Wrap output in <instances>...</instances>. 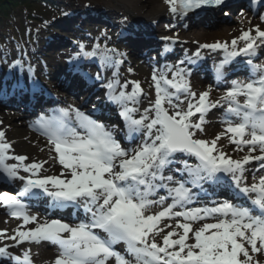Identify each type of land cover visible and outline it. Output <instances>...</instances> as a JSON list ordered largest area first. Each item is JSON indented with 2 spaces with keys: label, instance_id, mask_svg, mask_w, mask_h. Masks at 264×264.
Here are the masks:
<instances>
[{
  "label": "snow or ice",
  "instance_id": "snow-or-ice-1",
  "mask_svg": "<svg viewBox=\"0 0 264 264\" xmlns=\"http://www.w3.org/2000/svg\"><path fill=\"white\" fill-rule=\"evenodd\" d=\"M164 3L174 16L188 17L206 6L226 5V0ZM253 3L264 8V0ZM260 19L264 21V15ZM238 41H243L242 47ZM261 45L264 29L256 25L230 43L202 44L187 59L189 63L201 59V49L223 50L224 59L214 66L216 79L223 82L235 58L253 57ZM98 51L97 46L82 55L95 59ZM125 55L105 48L99 58L118 65ZM246 63L251 74L232 79L216 99L210 98L211 87L199 93L193 90L190 69L172 66L167 70L171 77L154 73L156 98L139 118L138 109L128 106L144 95L139 81L121 85L114 80L104 85L109 99L123 107L120 115L127 137L142 134L136 148L123 146L114 126L78 107L41 115L35 127L57 154L62 166L59 175H42L46 161L26 163L27 156L11 154L12 144L0 130V175L22 184L15 193L0 191V205L22 222L12 235L0 230V240L14 242L0 246V258L34 264L30 249L13 255L10 248L47 241L59 250L52 264H253L252 254L264 252V175L248 184L244 173L252 161H260L264 169V63L252 59ZM117 88L122 90L117 93ZM214 108L223 109L224 131L212 139L200 138L198 133L204 132L206 116ZM225 136L237 150L247 148L248 155L233 159L219 148ZM255 152L259 154L252 155ZM205 185L213 193L231 191L232 198L193 206L207 194ZM42 198L50 201L52 209H72L74 214L82 210L84 217L41 219L29 211L26 200ZM241 198L246 203L234 202ZM166 220L176 223L160 227Z\"/></svg>",
  "mask_w": 264,
  "mask_h": 264
},
{
  "label": "bare ground",
  "instance_id": "bare-ground-1",
  "mask_svg": "<svg viewBox=\"0 0 264 264\" xmlns=\"http://www.w3.org/2000/svg\"><path fill=\"white\" fill-rule=\"evenodd\" d=\"M122 7L130 13L135 21H142V19L146 20L145 22H149V24H152L155 22V20L160 19L161 17H171L174 18L172 22H169L167 25L166 23H163L161 26L162 28L156 29L158 31L159 35H173V36H179V38L182 39H188L189 44L192 45V43H196V47L198 48L201 44L205 43H213L216 41H223V39L230 38H237L240 36L239 31L244 28L248 27L253 28L254 24L248 20V18L245 15H237L233 16L234 20L240 21L237 25H231L227 30H219V29H204V30H180L179 24H177L176 21L178 19L173 16L168 10V6L164 3V0H121ZM209 49H204L203 53H208ZM255 57V56H254ZM192 88L197 92H202L205 90V87L208 89V83H203L200 78H194L191 80ZM212 91L214 94H211V99L218 98L219 93H223V90H220L218 88H213ZM5 113L0 112V118L1 116H4ZM204 132L202 134L203 138L206 139H212L215 137V135L221 133L224 131V125L222 122H207L206 125H204ZM219 143V142H218ZM22 147V144H19ZM14 146V145H12ZM218 146V145H217ZM230 147H228L229 149ZM13 149H16V147H13ZM235 153H233L234 155ZM58 165V164H56ZM47 171H52V166L48 164H44L43 166ZM55 175H59V173H56ZM34 214V213H32ZM37 215V214H36ZM41 219L47 217L44 215H38ZM20 221H17L15 225L6 226L8 229V235H12L14 230L22 223H19ZM6 223L5 220L0 216V224ZM31 227V225H29ZM5 243L7 244H14L12 241L4 240V242L1 244L3 246ZM21 246L23 248H21ZM30 249L32 254L33 261L38 260V264H52V262L55 260L56 256L58 255V250H53L52 253L50 250H45V248L42 247L39 243H33L30 246H23L20 245L16 248L18 253H22L24 250ZM36 264V263H34ZM111 264V262H110Z\"/></svg>",
  "mask_w": 264,
  "mask_h": 264
},
{
  "label": "rangeland",
  "instance_id": "rangeland-1",
  "mask_svg": "<svg viewBox=\"0 0 264 264\" xmlns=\"http://www.w3.org/2000/svg\"><path fill=\"white\" fill-rule=\"evenodd\" d=\"M64 3H61L58 8L56 7V12H63L64 10L71 9L74 5L80 6L81 8L86 7V5H92V6H105L108 8L112 7H118L117 9L119 11H125V9L122 7L121 0H61ZM54 11H51L49 9H44L42 7H39L36 11V13L41 17L38 20H29L27 21L25 19V11L18 9L15 13L18 14L17 18L14 22L17 29L23 28V42L24 44L28 43L27 36L30 34V30L32 27H35V32L33 35H37L38 33H42L41 30L45 28V26H48L50 22L48 20L51 18V14ZM160 25V24H159ZM158 28V26H157ZM226 30V28H221ZM7 31L8 28H5ZM92 32L95 33V36H99L100 33H103L105 31V28L102 30H98L96 28L91 29ZM108 31V30H107ZM109 32V31H108ZM44 33V32H43ZM112 34L118 35V32L114 30ZM52 52V51H51ZM55 54V52L51 53V55ZM49 58L47 61H50ZM142 67L133 68L134 72L137 74V77L140 79H143L145 82L149 80L150 78V71L145 72L144 74L141 73ZM0 122L2 124L0 125V130L4 131L6 140L10 142L12 147H16V149H13V152L15 155H24L28 157V161L26 163L30 162H43L46 161L49 165L55 164V160L52 159V152L50 150L49 144L46 142L47 140L43 137H41L38 133H36L33 129H31L27 121L23 118L22 114H4V116H1ZM19 144H22V147ZM45 170V169H44ZM44 174H51L48 171H44ZM53 175V174H51ZM3 216V219H5L6 223L0 224V229H3L4 227L16 224L18 220L11 218L8 215H1ZM4 240H0V244L3 243ZM25 246H29L31 244H24ZM49 245L42 243V247L45 249H57V247H48Z\"/></svg>",
  "mask_w": 264,
  "mask_h": 264
},
{
  "label": "trees",
  "instance_id": "trees-1",
  "mask_svg": "<svg viewBox=\"0 0 264 264\" xmlns=\"http://www.w3.org/2000/svg\"><path fill=\"white\" fill-rule=\"evenodd\" d=\"M34 0H0V28L8 22V18L14 14L15 10L21 7H33Z\"/></svg>",
  "mask_w": 264,
  "mask_h": 264
}]
</instances>
